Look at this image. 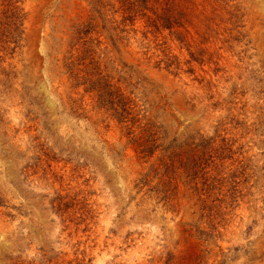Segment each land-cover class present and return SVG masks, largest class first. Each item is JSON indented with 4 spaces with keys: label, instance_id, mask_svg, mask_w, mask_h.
<instances>
[{
    "label": "rangeland",
    "instance_id": "1",
    "mask_svg": "<svg viewBox=\"0 0 264 264\" xmlns=\"http://www.w3.org/2000/svg\"><path fill=\"white\" fill-rule=\"evenodd\" d=\"M0 264H264V0H0Z\"/></svg>",
    "mask_w": 264,
    "mask_h": 264
}]
</instances>
